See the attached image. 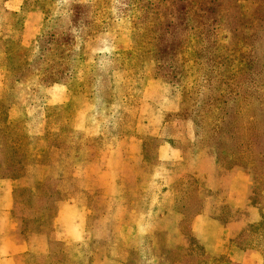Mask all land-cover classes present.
<instances>
[{
    "label": "rangeland",
    "instance_id": "obj_1",
    "mask_svg": "<svg viewBox=\"0 0 264 264\" xmlns=\"http://www.w3.org/2000/svg\"><path fill=\"white\" fill-rule=\"evenodd\" d=\"M1 177L0 264H228L206 210L264 255V0H0Z\"/></svg>",
    "mask_w": 264,
    "mask_h": 264
},
{
    "label": "crops",
    "instance_id": "obj_2",
    "mask_svg": "<svg viewBox=\"0 0 264 264\" xmlns=\"http://www.w3.org/2000/svg\"><path fill=\"white\" fill-rule=\"evenodd\" d=\"M14 187L15 181L13 179L0 178V263L3 261L12 262L21 245L12 242V234L8 233L11 232V229L7 232L6 226H4L9 224ZM239 195L240 192L236 196L239 198ZM244 205L239 204L238 206L243 207ZM251 209L253 213L258 208L252 207ZM238 222H240L238 218L224 222L206 210L194 218L192 228L206 250L216 257L226 256L229 261L228 264H264V255L260 249L254 247L243 249L233 242V235L236 232L234 226Z\"/></svg>",
    "mask_w": 264,
    "mask_h": 264
}]
</instances>
